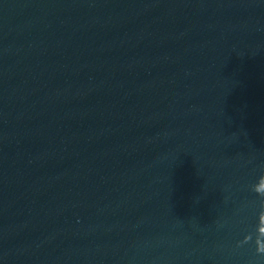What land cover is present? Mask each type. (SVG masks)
<instances>
[{"label":"water","instance_id":"water-1","mask_svg":"<svg viewBox=\"0 0 264 264\" xmlns=\"http://www.w3.org/2000/svg\"><path fill=\"white\" fill-rule=\"evenodd\" d=\"M0 264H264V0H0Z\"/></svg>","mask_w":264,"mask_h":264}]
</instances>
